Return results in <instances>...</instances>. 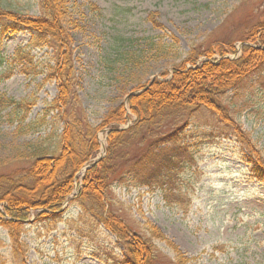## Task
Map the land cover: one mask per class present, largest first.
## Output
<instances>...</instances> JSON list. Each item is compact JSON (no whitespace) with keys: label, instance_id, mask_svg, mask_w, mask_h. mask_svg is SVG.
Returning a JSON list of instances; mask_svg holds the SVG:
<instances>
[{"label":"rangeland","instance_id":"374dc122","mask_svg":"<svg viewBox=\"0 0 264 264\" xmlns=\"http://www.w3.org/2000/svg\"><path fill=\"white\" fill-rule=\"evenodd\" d=\"M63 1L74 49V91L91 127L100 126L141 87L169 79L193 50L230 39L238 51L230 58L239 57L244 30L264 22V0ZM0 5L24 17L43 15L40 0H0ZM151 14L161 27L149 20ZM31 39L21 31L0 45V97L35 104L24 122L17 110L0 109V174L17 172L36 148L55 154L66 126L65 110H49L59 95L58 81L48 79L56 66L54 48L46 41L32 46ZM224 104L249 144L264 155V68L237 96L227 92ZM133 120L122 128L133 126ZM108 131L97 134L94 161L108 154ZM231 131L205 108L168 116L153 136L175 133L171 140L195 162L179 167L168 189L135 187L122 174L129 167L124 165L109 180L104 210H95L76 197L82 169L58 218L37 223L32 212L21 238L25 248L15 251L8 229L0 227V264H124V241L103 223L108 213L130 236L151 243L160 264H264V179L252 176L245 149ZM140 144L131 135L123 150L138 153Z\"/></svg>","mask_w":264,"mask_h":264},{"label":"trees","instance_id":"16d2710c","mask_svg":"<svg viewBox=\"0 0 264 264\" xmlns=\"http://www.w3.org/2000/svg\"><path fill=\"white\" fill-rule=\"evenodd\" d=\"M40 7L43 15L29 18L0 5V45L8 34L27 31L32 34V46H43L46 41L54 48L56 66L50 67L48 79L58 81L59 95L49 110H65L63 118L66 120L55 154H49L47 148H36L27 164L17 172L0 174V204L3 205L0 227L8 229L15 251L25 248L21 238L32 212L37 223L59 217L79 184L76 175L96 159L99 152L97 134L104 128L109 130L106 137L108 154L86 171L76 196L82 205L87 202L95 210H104L109 180L124 165L129 167L122 174H127L135 187L168 189L172 174L187 162H195L185 147L177 146L171 140L175 133L154 137L155 126L168 116L202 108L230 127L245 149L244 159L252 176L260 181L264 179L263 153L249 144L248 135L239 128L224 104L227 92H234L237 96L246 81L264 68L262 20L244 30L240 37L239 57L230 58L238 53L236 41L230 39L220 40L205 51L193 50L173 70L169 79L155 80L141 87L139 94L129 97L127 106L121 104L106 115L100 126L91 127L74 91V49L64 26L67 6L63 0H40ZM149 20L161 27L154 14ZM215 55L218 58H214ZM201 57L205 59L200 61ZM34 105V102L17 103L0 97V109L11 107L17 110L20 117L23 115L21 122ZM129 120H133V126L122 129ZM131 135L141 141L138 153L123 150L130 146ZM117 160L123 163L116 165ZM102 219L109 231L124 241V264H160L151 243L136 234L130 236L118 217L108 213ZM151 232L155 237V232Z\"/></svg>","mask_w":264,"mask_h":264},{"label":"water","instance_id":"95a60500","mask_svg":"<svg viewBox=\"0 0 264 264\" xmlns=\"http://www.w3.org/2000/svg\"><path fill=\"white\" fill-rule=\"evenodd\" d=\"M134 95H135V94H133L132 96H134ZM100 159H101V158H100ZM100 159H98V160H100ZM98 160H97V161H98ZM97 161H95V162H94V164H95ZM94 164H93V165H94ZM93 165H91V166L87 167L86 169H88V168L92 167Z\"/></svg>","mask_w":264,"mask_h":264}]
</instances>
